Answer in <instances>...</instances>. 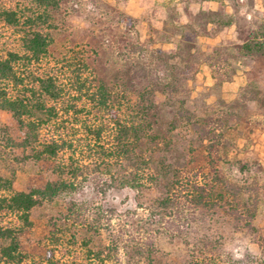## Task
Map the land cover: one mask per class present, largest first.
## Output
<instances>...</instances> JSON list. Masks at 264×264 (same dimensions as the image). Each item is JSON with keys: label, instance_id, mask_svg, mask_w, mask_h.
<instances>
[{"label": "rangeland", "instance_id": "rangeland-1", "mask_svg": "<svg viewBox=\"0 0 264 264\" xmlns=\"http://www.w3.org/2000/svg\"><path fill=\"white\" fill-rule=\"evenodd\" d=\"M30 1L0 0V7H26ZM64 1L56 50L73 60L96 54L102 70L126 77L133 100L139 99V93L159 104L173 97L175 108L186 100V107L233 144L224 162L213 165L201 156L198 164L176 170L167 180L115 189L112 173L93 146L96 138L85 131L88 124L105 125L100 143L107 145L111 120L96 112L72 80H64L67 93L62 109H81L73 113L81 124H71L67 131L76 141L74 157L82 173L73 194L41 201L31 211L32 224L20 237L26 255L21 264L99 263L93 260L94 251L111 255L107 262L111 264H263L264 59L239 58L237 49L248 37L261 34L264 0ZM177 26L191 27L193 43L204 53H220L222 83L215 82L214 70L205 62L174 94L158 82L161 73L153 71L165 70L159 52L175 49L183 41ZM17 39L0 21V50L18 48ZM223 69L230 80H224ZM176 112H162L161 130L173 140L176 154L182 155L187 144L179 137L191 134ZM0 127L18 141L24 137L18 122L4 110H0ZM50 134L44 130L42 139ZM2 138L0 130L4 145ZM6 151L10 158L21 155V150ZM71 154L68 150L56 159H27L17 172L15 189L27 192L58 180L57 165L68 163ZM174 159L169 163L178 166ZM165 197L170 198L167 208L160 204ZM0 221L8 224L17 219L4 214Z\"/></svg>", "mask_w": 264, "mask_h": 264}, {"label": "trees", "instance_id": "trees-1", "mask_svg": "<svg viewBox=\"0 0 264 264\" xmlns=\"http://www.w3.org/2000/svg\"><path fill=\"white\" fill-rule=\"evenodd\" d=\"M64 2L31 0L26 7H0V21L11 28L18 38V48L0 50V110L11 113L24 132V137L18 141L0 127L3 134L1 142L4 143H0V217L12 214L17 219L15 223L8 224L0 221V264H21L25 260L20 237L31 226V211L41 201H52L64 194H73L78 189L76 180L82 173V167L78 165V158L74 157L77 154L74 148L76 141L67 130L71 124H81L79 118L73 117V113L81 109L77 111L73 106L62 109L61 104L67 93L64 80H72L96 112L106 114L111 120V141L107 145L100 143L104 140L105 125L88 124L85 131L96 138L93 146H96L102 164L112 173V186L115 189L136 188L145 180L155 183L160 178L167 180L176 170L183 171L192 162L198 164L201 156L209 159L213 165L224 162L228 160L233 144L231 138L217 134L209 128V122L186 107V100H181L178 108H175L177 101L173 97L159 104L139 93V99L133 100L130 96L131 85L126 77L121 76L119 71L102 70L97 64L96 54L80 55L73 60L66 56L67 52L61 54L56 50L55 35L61 29L59 23L64 14ZM175 30L183 41L175 49L159 52V61L165 70L153 71L155 74L161 73L156 76L158 82L169 89V94H174L205 62L213 68L215 82L222 83L220 53L206 54L199 49L193 43L194 30L191 27L177 26ZM260 30V35L248 37L238 47L239 58L264 59V24ZM126 73L123 72V75ZM223 75L226 76L224 80L232 77L225 69ZM163 111H177L181 115L180 121L189 129V137H179L181 143L187 144L182 155L176 154L173 140L161 130ZM44 130L51 133L45 140L41 136ZM7 148L12 153L21 150V155L14 154L10 158L6 153ZM68 150L72 151L70 161L57 165L58 180L27 192L15 189L17 172L27 159H56ZM171 158H175L178 166L169 163ZM215 172H218L217 168ZM217 177L221 181L218 173ZM194 184L199 189L197 183ZM221 188L225 192V187ZM169 199L165 197L160 200L163 208L168 207ZM91 255L93 260L99 261L94 264H111L107 263L111 255L105 257L101 251H94ZM232 264L239 263L233 261Z\"/></svg>", "mask_w": 264, "mask_h": 264}]
</instances>
